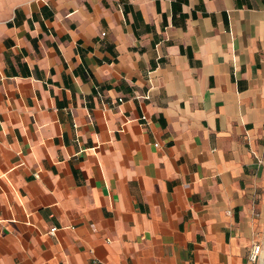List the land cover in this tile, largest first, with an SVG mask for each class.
Instances as JSON below:
<instances>
[{"label":"crops","instance_id":"1","mask_svg":"<svg viewBox=\"0 0 264 264\" xmlns=\"http://www.w3.org/2000/svg\"><path fill=\"white\" fill-rule=\"evenodd\" d=\"M0 264H264V0H0Z\"/></svg>","mask_w":264,"mask_h":264},{"label":"built area","instance_id":"2","mask_svg":"<svg viewBox=\"0 0 264 264\" xmlns=\"http://www.w3.org/2000/svg\"><path fill=\"white\" fill-rule=\"evenodd\" d=\"M121 100V99H120ZM144 117V116H143ZM56 230V228L55 227H53V228H51V230H50V232H54ZM259 250H260V245H255L254 246V248H253V252H254V254H258V252H259Z\"/></svg>","mask_w":264,"mask_h":264}]
</instances>
